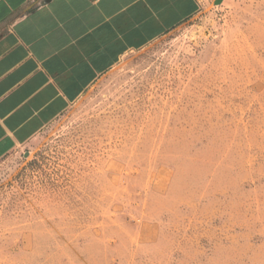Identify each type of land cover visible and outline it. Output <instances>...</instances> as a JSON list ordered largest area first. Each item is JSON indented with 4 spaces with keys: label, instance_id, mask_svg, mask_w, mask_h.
<instances>
[{
    "label": "rangeland",
    "instance_id": "obj_1",
    "mask_svg": "<svg viewBox=\"0 0 264 264\" xmlns=\"http://www.w3.org/2000/svg\"><path fill=\"white\" fill-rule=\"evenodd\" d=\"M0 159V264H264V0H200Z\"/></svg>",
    "mask_w": 264,
    "mask_h": 264
},
{
    "label": "crops",
    "instance_id": "obj_2",
    "mask_svg": "<svg viewBox=\"0 0 264 264\" xmlns=\"http://www.w3.org/2000/svg\"><path fill=\"white\" fill-rule=\"evenodd\" d=\"M200 0H0V159Z\"/></svg>",
    "mask_w": 264,
    "mask_h": 264
}]
</instances>
